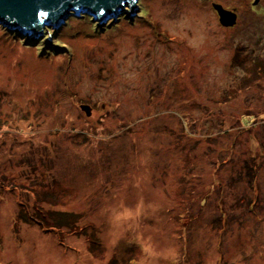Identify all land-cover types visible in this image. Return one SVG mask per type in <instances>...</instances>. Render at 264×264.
<instances>
[{"label": "rangeland", "instance_id": "1", "mask_svg": "<svg viewBox=\"0 0 264 264\" xmlns=\"http://www.w3.org/2000/svg\"><path fill=\"white\" fill-rule=\"evenodd\" d=\"M136 6L0 24V264H264V0Z\"/></svg>", "mask_w": 264, "mask_h": 264}, {"label": "water", "instance_id": "2", "mask_svg": "<svg viewBox=\"0 0 264 264\" xmlns=\"http://www.w3.org/2000/svg\"><path fill=\"white\" fill-rule=\"evenodd\" d=\"M137 2L138 0H0V24L14 32L38 38L43 35L46 26H52L56 30L65 23L69 15H79L82 11L93 16L94 20L104 23L112 16L115 18L113 21H116V17L127 6L131 10L124 11L132 17L135 9H138ZM215 9L223 26L235 24L234 14L231 21L224 22L225 15L230 12L220 5ZM51 36L50 34V39ZM82 109L87 116L91 115L88 106H82Z\"/></svg>", "mask_w": 264, "mask_h": 264}, {"label": "trees", "instance_id": "3", "mask_svg": "<svg viewBox=\"0 0 264 264\" xmlns=\"http://www.w3.org/2000/svg\"><path fill=\"white\" fill-rule=\"evenodd\" d=\"M139 6H140V3H139ZM138 16H140V14L138 15ZM14 32V31H13ZM17 33V32H16ZM22 34V33H21ZM54 46H56V45H54ZM258 63V62H257ZM255 64L253 67H255L256 69L257 68H259L260 66H262V65H260L261 63H259V64ZM263 67H264V65H263ZM49 214V216H53V214H55V215H57V216H60L62 219H56V221H58V222H64V218H66V217H68V215H67V213H62V212H59V213H56V212H54L53 213V211L52 212H50V213H48ZM60 224V223H59ZM68 224V223H67ZM41 226H42V224H41ZM57 226V225H56ZM56 226L54 225L53 227H52V229H54V228H56ZM60 227H61V225H60ZM57 228H59L58 226H57ZM60 230V229H59Z\"/></svg>", "mask_w": 264, "mask_h": 264}, {"label": "bare ground", "instance_id": "4", "mask_svg": "<svg viewBox=\"0 0 264 264\" xmlns=\"http://www.w3.org/2000/svg\"><path fill=\"white\" fill-rule=\"evenodd\" d=\"M73 13H76V12H73ZM135 14V13H134ZM80 15V17H82L83 18V15H81V13L79 14ZM87 16H89L88 14H87ZM135 15H133V17H134Z\"/></svg>", "mask_w": 264, "mask_h": 264}, {"label": "clouds", "instance_id": "5", "mask_svg": "<svg viewBox=\"0 0 264 264\" xmlns=\"http://www.w3.org/2000/svg\"><path fill=\"white\" fill-rule=\"evenodd\" d=\"M94 19V18H93Z\"/></svg>", "mask_w": 264, "mask_h": 264}]
</instances>
